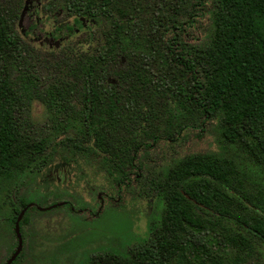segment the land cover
Masks as SVG:
<instances>
[{
	"label": "trees",
	"instance_id": "obj_1",
	"mask_svg": "<svg viewBox=\"0 0 264 264\" xmlns=\"http://www.w3.org/2000/svg\"><path fill=\"white\" fill-rule=\"evenodd\" d=\"M26 1L0 4V183L62 160L163 201L146 241L88 264H264V188L246 173L264 170V0H33L20 28ZM213 123L218 150L174 152ZM13 191L14 234L28 202Z\"/></svg>",
	"mask_w": 264,
	"mask_h": 264
},
{
	"label": "rangeland",
	"instance_id": "obj_2",
	"mask_svg": "<svg viewBox=\"0 0 264 264\" xmlns=\"http://www.w3.org/2000/svg\"><path fill=\"white\" fill-rule=\"evenodd\" d=\"M12 1L0 0V4L7 6ZM30 20L28 15L25 16L20 28H27ZM45 27L49 29L50 23ZM32 116L37 122L44 121L46 108L41 102H34ZM220 138L216 123L207 132L184 131L173 144L174 152L183 156L190 152L218 150ZM246 173L254 186L264 188L263 169L247 168ZM110 183L103 174L93 176L90 172L82 175L81 170L62 160L53 162L40 174H27L16 179L14 176L2 181L0 197L14 190V199L23 198L37 207L67 202L75 211L101 208L98 215L92 216L87 211L73 215L76 213L71 212L67 203L48 210H31L21 227L24 246L15 264H88L93 254L111 252L125 256L129 248L146 241L152 223L160 218L163 201L158 198L130 200L131 195L124 189L120 195ZM7 213L9 209L5 205L0 209V215ZM16 245L15 234L7 223L1 221L0 264L6 262L10 247Z\"/></svg>",
	"mask_w": 264,
	"mask_h": 264
},
{
	"label": "flooded vegetation",
	"instance_id": "obj_3",
	"mask_svg": "<svg viewBox=\"0 0 264 264\" xmlns=\"http://www.w3.org/2000/svg\"><path fill=\"white\" fill-rule=\"evenodd\" d=\"M43 3H44V2H41V6H40V8L38 9L39 11H42V12L45 10V9L43 8V6H42ZM36 18H37V20L40 19V17H36ZM29 19H31L30 22H29V26H30V25L32 24V16H29ZM38 24H39V27H38V28L36 29V31H35V32L38 34V36H39L38 38H39L40 40H42L43 42H44V41H48V40L53 39V36L51 35V33L48 32V31H42L40 27H42L43 25H42L40 22H39ZM43 42H42V43H43ZM97 194H98V196L100 197L101 193L99 192V193H97ZM118 199H120V197H118ZM118 199H117V200H118ZM66 203H67V202H62V205H63V204H66ZM101 204L103 205L104 202L102 201ZM101 204H100V205H101ZM28 205H30V206L28 207V209H29L30 207H32V206H35V207H36L35 210H44V209H45V210H48V209H51V208L55 207V206H53V205H61V204H59V203H55V204L49 205V206H47V207H37L34 203H30V202H28L26 206H28ZM67 205H68V207L72 210V211H71L72 213H76V214H73V215H79V214H81L80 212H86V211H87V210L85 211V208H81V209L79 208L77 211H75V210H74V207L72 206V204L67 203ZM26 206H25V207H26ZM25 207H23V208H25ZM48 207H51V208H48ZM23 208H22V209H23ZM22 209H20V211H21ZM28 209L25 211L24 215L26 214V212L28 211ZM31 210H34V208L31 209ZM31 210H29V212H31ZM73 210H74L75 212H74ZM20 211L18 212V214L20 213ZM100 211H101V208L99 209V207H98V209H97L96 211H87V212L90 213L89 215L92 216V215H98V214L100 213ZM29 212H28V213H29ZM18 214H17V216H18ZM24 215H23V217H24ZM17 216H16V218H17ZM22 220H23V218H22ZM22 220H21V222H22ZM21 222H20V230H21L22 237H24V236H23V233H22V229H21V227H22L23 224L21 225ZM24 223H25V222H24ZM14 224H15V222H14ZM14 232H15V230H14ZM14 234H15V236H16V233H14ZM16 238H17V237H16ZM17 244H18V239H17ZM16 246H17V245H16ZM23 246H24V238H23ZM15 249H16V247L14 248V250H15ZM13 252H14V251H12V252L10 253V256H11V254H12ZM19 255H20V254H19ZM94 255H95V254H93L92 256H94ZM92 256H91V257H92ZM91 257H90V258H91Z\"/></svg>",
	"mask_w": 264,
	"mask_h": 264
},
{
	"label": "water",
	"instance_id": "obj_4",
	"mask_svg": "<svg viewBox=\"0 0 264 264\" xmlns=\"http://www.w3.org/2000/svg\"><path fill=\"white\" fill-rule=\"evenodd\" d=\"M32 2H33V0H27L26 1L25 9L23 10L22 15H21V23L23 22V19L26 16V12H27V9L29 7V4H31ZM59 204H62V203H59ZM29 206L30 205L23 208L15 220L14 230L16 233V237L18 239V244H17L14 252L11 254V256L6 260V262L4 264H12L16 260V258L19 256L20 252L23 249V237H22L21 230H20V222L23 218L25 211L28 209ZM53 206H56V205H53ZM48 208H51V207H48Z\"/></svg>",
	"mask_w": 264,
	"mask_h": 264
}]
</instances>
